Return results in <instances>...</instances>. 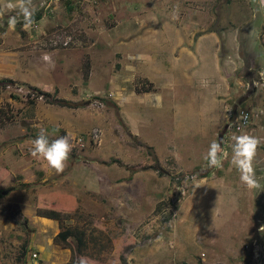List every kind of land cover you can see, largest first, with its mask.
Returning a JSON list of instances; mask_svg holds the SVG:
<instances>
[{"label": "rangeland", "instance_id": "rangeland-1", "mask_svg": "<svg viewBox=\"0 0 264 264\" xmlns=\"http://www.w3.org/2000/svg\"><path fill=\"white\" fill-rule=\"evenodd\" d=\"M125 1L134 15L157 17L154 25L140 31L162 34L157 43L186 45L187 41H178L173 32L180 28L200 31L201 27L205 28L204 32L215 31L219 37V57L224 65L225 59L232 60L226 56L228 33L237 29V50L232 63L235 69L230 73L233 94L225 99L224 105L234 112L239 108L248 109L253 115V136L262 141L254 160L261 188L249 190L242 185L239 173L229 162L232 137L237 134L233 131L228 138L220 136L227 114L216 129L215 139L229 154L223 168H209L207 164L204 168H182L187 162L186 154L193 156V164L200 163L197 159L203 157L204 148L212 142L211 135H202L204 130L213 127L212 121L198 115L208 98L201 100V94L194 95L193 89H189L191 86L184 85L182 95L196 97L199 101H188L194 103L197 116L177 119L185 134L178 135L171 145L177 151L176 157L167 161V148L160 154H165L161 173L172 178L168 180L165 176L160 180V192L140 191L137 172L151 167L141 164L136 152L142 144L137 133L142 129L137 114L129 109L136 107L138 96L132 102L126 101L122 112L118 95L111 87L115 81L126 85L120 81L124 76L121 54L112 36L116 27L122 25L121 6ZM256 2L258 0H32L35 12L41 10L44 20L43 26L37 24L38 29L31 26L25 30L22 24H16L25 32L26 48H31L32 35L37 37L42 30L52 33L58 29L69 30L86 45L78 53L65 56H51L52 52L47 51L50 58L47 61L44 53L37 49L33 50V56L29 55L30 59L44 61L42 71L32 73L40 78V89L55 97L76 99L75 108L47 102L43 96L34 98L24 86L0 85V264H78L80 257L88 258L89 264H264V79L260 78L264 62L256 59L252 50L246 51L240 34L244 24L256 21L255 14L258 15L257 22L261 25L256 36L259 35V46L264 49V9L262 7L260 14ZM201 6L202 13H197ZM6 14L23 20L18 9ZM189 16L202 20L199 30ZM135 18L130 16L124 24L131 32L137 29ZM160 28L167 31L160 32ZM254 42L258 44L257 39ZM201 53L196 63L191 61L180 68L185 80L192 81L198 92L218 76L213 71L212 50L207 43ZM236 78L241 80L239 85ZM256 81L260 86H255ZM147 83L142 76L133 78L135 88H143ZM149 122L157 123L153 119ZM41 128L47 130L50 140L61 136L69 138L72 148L62 173L57 174L44 161L30 155L31 141ZM162 137L174 140L173 130H164ZM150 140L161 151V136L151 135ZM150 154L153 164H159L153 151ZM141 155L145 156L146 152L141 150ZM205 171L218 189L208 203L212 200L221 210L209 206L212 211H203V208L177 211L190 192V182L185 176L188 175L189 180L200 179L198 174ZM176 177L179 179H174ZM6 189L8 192L2 194ZM58 192L61 194L58 198L50 197L51 193ZM43 209H55L62 226L84 232L86 245L79 253L74 239L67 246L55 238L59 223L42 221L37 211ZM21 251L23 256L19 260Z\"/></svg>", "mask_w": 264, "mask_h": 264}, {"label": "crops", "instance_id": "crops-1", "mask_svg": "<svg viewBox=\"0 0 264 264\" xmlns=\"http://www.w3.org/2000/svg\"><path fill=\"white\" fill-rule=\"evenodd\" d=\"M128 5V1L122 3L121 8L124 11L121 18L122 25L120 27H116L112 35L114 38L115 48L120 50L121 54V72L124 74V76L120 78V81L124 82L126 85H119L115 81V84H112L111 87L113 88V91L118 95V105L120 107L122 106V112L124 111L123 104L126 101L132 102L134 97L138 96L136 107L130 108L129 111H131V113L137 114V119L139 120V124H141L142 129L140 134L137 133V136L142 143L138 145V148L136 149V152H138L139 161L141 162V164H147V166L152 165L153 161L150 160V151H153L154 155L158 159L159 165L164 168V163L162 160L164 159L165 154H160L167 148V161L171 157H176L177 151L173 150V147H171V145L174 143V141H176L178 135L185 134V132L181 128L180 120L186 119L191 116H197V114H194V103L188 101H199V99L196 97H184L182 95V92L186 89V87L182 88V86L190 85L191 87H189V89H193L192 91L194 95H202L201 100L208 98L206 105L203 107V111L201 113H198V115L201 117L203 116V118L206 120L212 121L213 127L209 128L208 130H204L205 134H203L202 136L211 135L212 141L216 139V129L219 124H221V121L225 116L224 106L226 104L224 105V101L226 98H229L233 94L232 86L230 85V82L232 80L230 78V73L233 74V70L235 69V65H232V63L233 57L236 56V41L238 32L236 29L233 32L228 33V52H226V56H230L232 60L229 61L228 59H225L226 64L224 65L219 57L221 56L219 52V37L217 36L215 31L204 32L205 28L200 27L203 25L202 20L200 21L197 18L192 19L193 16H189L191 18L190 22L192 21L193 23H195L194 27L197 30H199L200 27V31H202V33L200 31H191L190 28L187 29V31L182 28L173 31L172 28H169V31H173L177 35V37L179 38L178 41L185 39L187 41L186 45L181 42L167 43L166 45H164L163 42L162 44L161 42L157 43V38H161L162 34L160 35V33L140 32L143 29H148L149 26L154 25L157 22V17L155 15L150 17V15L148 14L134 15L133 11L132 13L130 12L131 8ZM255 7L260 14L263 13L262 7L264 9V4L261 3V0H258V2H256ZM196 12L202 13V6L199 10H196ZM190 15L192 14L190 13ZM8 16L13 15L6 14L3 19H0V79L11 78L21 83H27L39 87L41 84L39 82L40 78H38L37 75L33 76L32 73L39 71V69L42 71L41 63L44 61L39 62L33 58L30 59L29 55L33 56L34 52L32 48H26L27 40L25 32L20 30L17 25L15 27V30H10L7 24ZM130 16H136L134 24L137 25V29L133 30V32L129 31L124 26L125 21H128V18ZM255 16L256 21L248 22L247 25L244 24V27L241 30L240 34H242L244 44L246 45V51L252 50L253 55L256 56V59L258 58L264 62V49L262 46H259V35L256 36V31H258L261 23L259 24V22H257L258 15L255 14ZM43 20L44 16H42L41 14V18L35 21L37 22L36 24L42 25ZM122 28L123 32H121ZM151 29L156 31V28ZM160 30V32L167 31L164 30V28H160ZM197 32H200V34H196ZM30 38L33 39L34 35H32ZM167 39L170 40V38L168 37ZM256 39L258 41V44L254 42ZM133 40H135L136 42L130 43ZM193 41H195V43H193ZM138 42H141L140 44H138L140 47H137L136 45ZM206 43L212 50V67L214 73H217L218 76L215 77V79L211 81L210 84L208 83L209 85L205 86L204 89L199 90L200 92H204L206 94V96H204L205 94H202L195 89V85L192 81L185 80V74L184 72L180 71V68H182L181 65H187L185 63L191 61H194V63H196V60L201 58V48L202 46H205ZM23 46L25 48H23ZM192 46L194 47L192 48ZM82 48L83 47H75L64 50L56 49L50 52H52L51 56H65L72 52L78 53ZM177 59L179 60L178 63ZM192 71H195V68H193ZM261 71L264 72V66ZM181 75L183 76V78L180 77ZM134 76H142V79H146L148 81V83L144 85L146 89L136 91V88L133 85ZM236 81H238V85L239 83H241V80H238L237 78ZM67 100L74 102L76 99ZM149 119H153L157 123H150ZM177 119L180 120L178 121ZM171 121L174 122L172 123ZM169 124L170 126H168ZM253 128L254 127L252 126V129ZM164 130H173L174 140H171L170 138L163 139L162 132H164ZM229 132L231 133L232 131L228 130V132H225L223 135V139L229 137ZM225 134H228V136H225ZM151 135L161 136V151L158 150L159 146L157 145L156 147L150 140ZM147 147H149L150 151ZM180 149L181 151H184L185 148ZM204 149L205 151L203 155L206 154L208 148ZM141 150L146 152L145 156L141 155ZM186 155L187 156H185V158L187 159V162L185 166H181L182 168H196L197 166H199V168H204V165L207 164L203 157L197 159L200 161L199 164H193V162L195 161L193 156L191 155L190 157V155ZM137 174V178L138 180H140L138 185L139 189L144 193L150 192L151 189L153 192H160V180L167 176L158 172L154 168L139 169ZM167 177L168 180H171L172 178L171 175ZM185 178V180H188V182H190V192H188V195L186 196L187 198H184L185 204L180 203L178 205L177 211H200L201 208H203V211H212L209 210L211 209L209 206H215L214 208L218 209L216 211L221 210L220 207H217L220 205H213L214 203H212V200L210 204L208 203V201H210V197L212 198V196L216 194V191H218L217 187L212 183V180H210L209 175L200 179H197V177H195L189 180L188 175H186ZM174 179L179 178L176 177ZM92 183L95 185L94 181ZM185 184L187 185V182ZM149 185H151V188ZM205 200V205H203L202 202H204ZM223 207H225V205H223ZM38 217H40L42 221L45 219V222L47 223H49L50 220H53L40 215H38Z\"/></svg>", "mask_w": 264, "mask_h": 264}, {"label": "clouds", "instance_id": "clouds-1", "mask_svg": "<svg viewBox=\"0 0 264 264\" xmlns=\"http://www.w3.org/2000/svg\"><path fill=\"white\" fill-rule=\"evenodd\" d=\"M264 4V0H261ZM19 10V15L23 17L22 27L28 30L34 22L35 7L32 0H0V19H3L6 12ZM20 20L18 16H8L7 24L10 30H15L16 24ZM47 61L50 58L45 55ZM264 79V72L260 73ZM255 86H260V82H254ZM251 86V85H250ZM246 119V116L243 117ZM233 143L231 144L230 164L239 173V180L247 189H259L261 185L256 178L254 160L257 155V150L262 143L259 137L248 133L233 135ZM72 145L67 136L49 138V133L46 129L41 128L37 136L31 141L30 155L34 158L42 160L47 167L54 170L57 174L62 173L66 167V162L69 159ZM228 151L221 146V143L213 140L207 149L203 159L207 163V167L220 169L224 166V160L228 159ZM78 264H89L88 258H78Z\"/></svg>", "mask_w": 264, "mask_h": 264}, {"label": "built area", "instance_id": "built-area-1", "mask_svg": "<svg viewBox=\"0 0 264 264\" xmlns=\"http://www.w3.org/2000/svg\"><path fill=\"white\" fill-rule=\"evenodd\" d=\"M32 27H36L38 29V25L35 24V22H33ZM30 44H32L31 48L33 50L37 49L38 51H42L44 53L43 56L47 55V51L82 47L86 45L85 42L79 39L77 35L66 29H58L52 33H47L42 30L39 36L34 37L32 41H30ZM5 86L10 87L12 85L7 84ZM32 97L37 99L42 98L41 95H35L34 93L32 94ZM224 112L225 115L227 114L225 117L228 124V130H231L232 132L234 131L237 135L241 133L253 135V129L251 128V111L245 108H239L236 112H234L231 107L225 106ZM245 116L246 119L243 118ZM227 128L225 132H228ZM225 136H228V134H225ZM32 255L36 256V253H33Z\"/></svg>", "mask_w": 264, "mask_h": 264}, {"label": "trees", "instance_id": "trees-1", "mask_svg": "<svg viewBox=\"0 0 264 264\" xmlns=\"http://www.w3.org/2000/svg\"><path fill=\"white\" fill-rule=\"evenodd\" d=\"M41 14H42L41 10L35 12L34 13V21L40 19L41 18ZM22 22H23V20H21L17 24H22ZM7 84L16 85V86H24V87H26V89L30 93H32V94L34 93L35 95H41V96H43V98L45 100H47V102L54 103V104L59 105V106H66V107H70V108H73V107L77 106L76 102H72V101L67 100L65 98H62V97H55V96L51 95V93L43 91L37 86H33V85H30V84H27V83H21L19 81L13 80L11 78H2V79H0V85H4L5 86ZM144 89H146V88L145 87H143V88L142 87H138V88H136V91H141V90H144ZM114 161L120 164L119 160L115 159ZM147 167L154 168L160 173L163 172L161 167H160V165L158 163L152 164V165L147 166ZM198 175L201 178L205 177V176L208 175V171L200 172ZM60 195L61 194L59 192L58 193H51L50 197L51 198L52 197L53 198H56V197L58 198ZM38 211H37L38 215L58 221L60 230L56 234L55 238L61 240L67 246H70L71 245L70 244L71 239H74L75 242H76V251L78 253L81 251L82 247H85L86 238H85L84 232L79 230L78 228H75V227L62 226L60 224V222H61L60 221V216H59L58 212L55 209H43V211H40V212H38ZM23 249H25V246H24ZM22 256H23V251L20 252L19 260H20V258Z\"/></svg>", "mask_w": 264, "mask_h": 264}, {"label": "water", "instance_id": "water-1", "mask_svg": "<svg viewBox=\"0 0 264 264\" xmlns=\"http://www.w3.org/2000/svg\"><path fill=\"white\" fill-rule=\"evenodd\" d=\"M227 127H228V124H226V125L224 126V130H225ZM220 136H222V133H221ZM7 192H8V189L3 190V191H2V194H6Z\"/></svg>", "mask_w": 264, "mask_h": 264}, {"label": "flooded vegetation", "instance_id": "flooded-vegetation-1", "mask_svg": "<svg viewBox=\"0 0 264 264\" xmlns=\"http://www.w3.org/2000/svg\"><path fill=\"white\" fill-rule=\"evenodd\" d=\"M225 130H226V129H225ZM225 130L223 129V131H222V132H223V135H224V133H225ZM222 132H221V133H222ZM223 135H222V137H223ZM222 137H221V138H222ZM261 229H263V227H262ZM255 249H256V247H255ZM252 251H254L253 248H252Z\"/></svg>", "mask_w": 264, "mask_h": 264}]
</instances>
